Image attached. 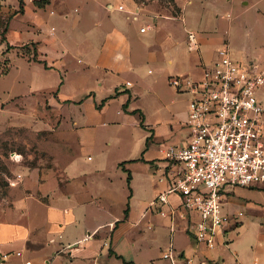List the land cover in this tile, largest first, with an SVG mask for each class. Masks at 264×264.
Instances as JSON below:
<instances>
[{
  "label": "crops",
  "instance_id": "crops-1",
  "mask_svg": "<svg viewBox=\"0 0 264 264\" xmlns=\"http://www.w3.org/2000/svg\"><path fill=\"white\" fill-rule=\"evenodd\" d=\"M224 4L232 0H48L43 7L24 0L22 12L13 14L22 23L14 26L12 19L0 42L8 46L0 58L6 87L0 110L11 117L2 128L53 127L63 135L54 143L61 146L54 151L57 170L11 172L20 173L21 180L9 185L16 196L0 219V264L12 253L23 255L21 264H153L147 254L157 225L153 217L166 229L158 257L169 264L160 257L169 238L167 220L145 210L168 179L163 145L182 144L187 136L189 94L174 90L166 78L198 77L222 42L233 58L264 64L245 57L242 46L234 50L239 56L233 54L218 29ZM134 7L137 19L126 11ZM143 24L148 26L139 31ZM230 27L228 21L226 35ZM186 29L195 33L196 50L185 47ZM167 86L183 101L173 114L153 115L137 103L143 92L160 98ZM256 96L264 102V83ZM128 141L131 147L121 145ZM110 155L120 169L121 194L102 166ZM123 169L129 171L128 184ZM168 198L177 201L173 194ZM224 199L244 208L264 229L263 185L227 186ZM177 229L186 233V241L173 247L190 258L188 264H217L220 253L214 247L196 243L182 221ZM256 242L264 244V231ZM239 252L231 250L236 264H264V251L250 260Z\"/></svg>",
  "mask_w": 264,
  "mask_h": 264
},
{
  "label": "built area",
  "instance_id": "built-area-1",
  "mask_svg": "<svg viewBox=\"0 0 264 264\" xmlns=\"http://www.w3.org/2000/svg\"><path fill=\"white\" fill-rule=\"evenodd\" d=\"M116 8L123 6L117 4ZM126 11L137 19V7ZM225 16L229 19L230 13ZM147 26L143 24L138 30ZM53 29L48 27L50 33ZM185 47L198 48L191 29L185 30ZM166 81L174 90L189 94L184 120L187 136L182 144L163 145L168 179L145 210H154L167 220L169 238L160 257L169 264H188L190 258L172 244L177 221L183 222L184 230L196 243L211 249L226 242L225 232L235 229L242 215L240 210L229 213L223 208L226 187L264 186V102L256 96L264 83V64L233 58L227 43L222 42L215 49L214 59L201 65L198 77L170 74ZM9 159L19 163L21 155L13 152ZM20 180L18 172L5 176L10 186ZM170 194L177 197L175 203L169 200Z\"/></svg>",
  "mask_w": 264,
  "mask_h": 264
},
{
  "label": "rangeland",
  "instance_id": "rangeland-1",
  "mask_svg": "<svg viewBox=\"0 0 264 264\" xmlns=\"http://www.w3.org/2000/svg\"><path fill=\"white\" fill-rule=\"evenodd\" d=\"M21 5L24 4V0H19ZM15 3L16 8L12 9L11 4ZM40 1L31 0V3L36 6ZM2 6L4 8H2ZM44 5L38 6L43 7ZM13 11V12H12ZM222 15L219 16V32L223 34V37H227L230 47L235 54L236 48L243 47V53L245 57H250L262 61L264 59V0H232V4H224L220 6ZM18 10V0H0V29L6 27L8 23L13 19V25L18 26L22 23V20L16 15L13 18V14L21 13ZM226 13H230V18H226ZM231 22L229 34L226 35L223 29L226 28L227 22ZM1 35V34H0ZM4 46V45H3ZM0 46V49L3 48ZM3 52L0 54V58L3 56ZM11 55V52L9 53ZM239 56V55H236ZM149 68H153L149 65ZM1 70V67H0ZM4 72V69L0 71ZM153 72L155 70L153 69ZM149 75V74H147ZM147 77V76H146ZM143 81H145V78ZM5 76L0 74V98L3 97L2 92L5 90ZM166 83V82H165ZM3 89V90H2ZM164 92L160 98L155 99L150 93L143 92L137 97L136 101L141 104L151 114L161 117L173 114L174 111L181 109L183 101L179 96H175L170 87H163ZM9 114V113H8ZM0 110V219L5 211L9 210L12 205V198L15 195L11 194L12 189L5 182V176L11 174L16 170H29L37 169L41 170H57L58 160L55 159L54 151L59 150L61 146L54 144L58 141V136L62 138L63 132L59 131V128H36V127H4L6 120H11V117ZM152 115V116H153ZM2 128V129H1ZM133 136V134L131 135ZM174 141V139H170ZM124 147H131L132 142H124L121 144ZM56 146V147H55ZM73 147H71V150ZM17 152L21 154L20 164H15L9 159V154ZM114 155H110L103 160L102 166L107 173L110 174L115 184L116 192L121 194V180L119 178L120 169L113 164ZM65 162V161H59ZM92 161H88L91 163ZM86 166L87 164H83ZM29 195V193H26ZM223 208L233 213L237 209H240L242 215L238 218L242 220L241 225L235 229L228 228L225 232L226 242L218 243L213 249H216L220 253V257L217 259V264H236L233 261L231 250L239 249L240 254L243 253L245 260H250L255 253L261 255L264 251V244L261 242L255 243V236L264 231L262 225L258 224L255 218L249 216L248 212L239 207L237 204L223 200ZM157 221L155 230H153L154 239H151L147 254L149 260L153 264H162L158 255L160 249L164 246L167 235L164 226L160 225L158 219L153 217ZM185 232L181 229H177L172 233V242L174 247L183 246L186 239L184 237ZM232 238V239H231ZM231 241V242H230ZM242 255V254H241ZM21 256L10 254L3 264H21ZM216 260V259H215ZM193 264H196L193 262ZM207 264H214L211 260L207 261Z\"/></svg>",
  "mask_w": 264,
  "mask_h": 264
},
{
  "label": "trees",
  "instance_id": "trees-1",
  "mask_svg": "<svg viewBox=\"0 0 264 264\" xmlns=\"http://www.w3.org/2000/svg\"><path fill=\"white\" fill-rule=\"evenodd\" d=\"M37 2L38 1H40L39 2V4H36V6H41V5H44V4H46L47 2H48V0H36ZM22 9V5H21V2L18 0V10H21ZM13 12V11H12ZM5 28L6 27H2V29H0V42L3 40V32H4V30H5ZM26 44V43H25ZM25 44H22L21 46H26ZM31 44H33V43H31ZM7 45H4L3 46V48L1 49V52H5L6 50H7ZM32 47H33V45H32ZM29 49V48H28ZM31 53H32V55L34 56L35 55V53H34V51L32 50L31 51ZM119 164H121V162L119 163ZM125 172H126V183L128 184V179H129V171L127 170V169H123ZM117 257H120L119 255H116ZM122 259V258H121ZM122 261L123 262H128V263H130V261H125L124 259H122Z\"/></svg>",
  "mask_w": 264,
  "mask_h": 264
}]
</instances>
